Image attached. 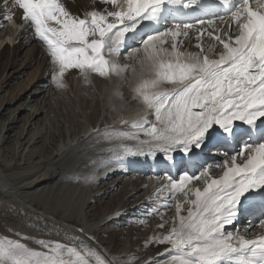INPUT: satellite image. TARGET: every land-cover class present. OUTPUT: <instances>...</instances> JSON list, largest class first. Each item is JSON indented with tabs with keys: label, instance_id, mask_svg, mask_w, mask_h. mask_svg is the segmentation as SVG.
Returning <instances> with one entry per match:
<instances>
[{
	"label": "snow or ice",
	"instance_id": "6c2138e0",
	"mask_svg": "<svg viewBox=\"0 0 264 264\" xmlns=\"http://www.w3.org/2000/svg\"><path fill=\"white\" fill-rule=\"evenodd\" d=\"M97 3L104 7L92 5L82 14L74 13L67 0H14L13 7L21 10V19L46 46L57 88L65 87L69 70L79 72L85 81L93 74L111 79L131 67L120 63L122 54L137 60L139 74L131 91L142 111L133 118L120 117L119 123L127 129L93 130L111 144L103 149L111 154L108 161L162 154L176 167L193 162L197 150L202 152L210 142L239 147L232 154L224 151L225 159L215 165L222 170L219 176L210 175L208 168L199 175L185 169L178 180L165 175L157 192L168 190L176 214L166 234L154 235L146 243L169 246L161 253L166 257L161 264H264V219L257 225L262 231L252 238L241 234L235 223L246 201L259 198L264 206V129L260 127L264 124V0H220L228 6L224 15L175 22L141 38L137 47L126 41L142 21L159 22L169 8L187 9L197 0ZM205 26L213 31H204ZM190 31L198 32V40L207 36L214 41L209 52L220 46L216 58L205 54L199 42L195 45L199 52L180 50L179 38ZM169 43L171 50L166 47ZM113 96L122 98L118 89ZM235 122L247 126L243 134ZM254 133L259 136L256 142H252ZM242 135L248 139L242 141ZM177 153L182 160H176ZM201 180L203 187L193 184ZM167 223L164 220L157 227ZM16 236L0 237V264H110L82 240L64 243L19 232ZM30 239L38 247L26 242Z\"/></svg>",
	"mask_w": 264,
	"mask_h": 264
},
{
	"label": "bare ground",
	"instance_id": "6f19581e",
	"mask_svg": "<svg viewBox=\"0 0 264 264\" xmlns=\"http://www.w3.org/2000/svg\"><path fill=\"white\" fill-rule=\"evenodd\" d=\"M67 3L76 14H82L92 5L98 8L104 7L97 3V0H67ZM13 5L14 0H0V46L3 43V36L9 41L19 40L17 46L5 43L0 49V85L8 78L9 73L20 74L22 72L19 70L20 66L22 69L30 68L35 63V68L28 75L21 91L25 93L30 84L39 86L40 89L38 91L34 89L25 99L22 93H16L8 99V102L15 106L6 113H2L4 108L0 110V118L3 119V123L0 124V237L18 239L16 233L19 232L29 237L59 240L64 243L82 240L89 247L99 251L110 264H161L166 259L161 253H164L165 248L169 246L146 242L154 235L166 234L172 226V219L176 214L175 199L169 197L167 189L157 192V189L165 183L163 179L165 174L143 175L134 170V166L138 163L153 162L165 173L168 169L166 165L170 163L163 159L162 154H158L156 158L128 156L122 163L109 162L108 158L111 154L103 149L111 147V144L103 141L93 131L99 129L103 132L106 128L127 129V125L119 123L120 117L133 118L142 111L143 106L133 99L131 91L139 74L140 66L137 60L131 59V67L121 77L113 76L111 79H105L95 74L91 75L87 81L91 85L87 88L77 82V80L85 81L79 72L69 70L64 77L68 92L74 94V97L80 96L86 99L88 104L85 111H82V122L78 128L68 125L66 128L58 126L57 129H53L51 120L54 119L48 118L47 115L41 117L45 112V106L51 104V99L55 98L53 95L60 93L49 89L50 85L55 86L51 80L53 65L46 46L35 36L28 24L20 30L23 22L21 10ZM5 15H12L14 22L12 27H7L3 22ZM213 18L214 16L205 20ZM170 19V13L166 11L159 23L150 22L149 25L156 30L151 31L153 27L149 28L145 36L171 27ZM216 23L219 25L220 21L217 19ZM149 25L148 22L142 21L134 35L128 34L133 38L126 41L127 45L139 46L141 43V39H138L139 31ZM199 28L200 26L197 25V29ZM204 31H213V29L205 26ZM197 36V31H190L187 37H180L182 41L180 50L199 52L200 49L195 47L199 42L205 49V54L210 58H216V53L221 50L220 46L217 45L209 52L208 49L214 41L207 36L198 40ZM166 47L171 50L170 43ZM19 55L22 56L20 60ZM41 56L43 57L40 59ZM124 57L125 54H122L120 63L130 65L123 62ZM48 68L50 73L45 76ZM133 68L136 70L135 75ZM117 89L122 98L113 96V92ZM26 100L27 104L24 105ZM32 101L38 102V108L32 109L33 107L29 105ZM15 111H18L17 115L14 114ZM23 112L25 114L22 118L20 114ZM18 122L22 123L19 128ZM26 125L27 130L22 136ZM234 127L240 132L245 125L242 122H235ZM16 128L18 133L16 143L19 141L17 145L14 144L13 155L8 159L1 148L7 138L14 135L11 133ZM42 137H45L43 144L41 142V145L37 146ZM98 139H100L99 143H97ZM28 143L37 148L33 151L30 147L23 155L24 146ZM209 144L202 152L197 150L199 154L197 157L202 155L204 158L200 167L194 169L193 175H199L204 168H208L210 175L214 177L221 174L222 170L215 165L225 159V146L214 142ZM238 151L236 149L234 152ZM175 155L176 160L182 157L180 153ZM88 177L92 179L89 180ZM176 179L178 180L179 177ZM193 184L203 187L202 180L193 181ZM114 191L117 193L113 194ZM162 197L167 199H161ZM105 198L107 201L104 200ZM96 202H98L96 209L89 208ZM257 203L258 210L245 215L243 206L238 215L241 216V222L237 227L241 234L248 238L262 231L257 225L260 219H264V206L261 205L259 198ZM182 214L186 215V211ZM147 218H152L149 220V227L145 224ZM118 219L122 222H116ZM164 220L168 223L164 228H158L157 225ZM118 223H121L119 227L134 224L139 227L134 230L131 228V234H128L129 240L124 243L126 248L119 253H113L114 248L122 243L120 235L123 233L117 229ZM250 223L251 227H249ZM227 228L233 230V226ZM135 230H139L140 233L134 232ZM106 237L111 239L106 240ZM139 238L143 244L141 251L138 248L134 249L133 244ZM26 242L38 247L31 239Z\"/></svg>",
	"mask_w": 264,
	"mask_h": 264
},
{
	"label": "rangeland",
	"instance_id": "374dc122",
	"mask_svg": "<svg viewBox=\"0 0 264 264\" xmlns=\"http://www.w3.org/2000/svg\"><path fill=\"white\" fill-rule=\"evenodd\" d=\"M3 42H4V40H3ZM8 43L11 46H17V45H19V40L16 39L13 42H9L8 41ZM20 55H21V53H20ZM20 55H19V60L22 58V56H20ZM42 57L43 56H41L40 59ZM123 62H126L127 64H130L131 59H127V58L124 57ZM19 63L20 62H18V65H19ZM18 65L16 67H18ZM34 68H35V63H33L30 68L22 69V66H20L19 70L22 71L20 74L17 73V72H11V73L8 74V78L5 79L3 83H1V85H0V110H2L4 108L2 113L3 112L6 113V111H8L9 109H12V107L15 106V105L14 106L11 105L12 103L8 102V99L10 97H13L16 93H18V92H20V94L22 93V96L25 99L27 94L30 95V94L33 93L34 89H36V91H38L40 89L39 86L30 84V85L27 86V89L25 90V93H23L21 91L23 85L26 84V80H27L28 75L33 71ZM49 73H50V70L48 68V71H46L45 76H48ZM77 82L82 87H86V88L91 85L89 82L83 81V80H77ZM49 89H52V90H54L56 92H60V93H55L53 95V96H55V98L51 99V101H50L51 104L49 103L47 106H45V108H46V109L44 108L45 112H44V114L41 115V117H43L44 115H47L48 118L50 117V118L54 119V120H51V122L53 123V124L51 123V127L53 129H57L58 126H60V127L62 126L64 128H66L68 125H72L73 127L78 128L81 125V122H82V117H81V115L83 113L82 111H85V109L87 107V104H88L87 100L86 99H82V97H80V96L74 97L73 96L74 94L68 92V86L67 85H65V87H63V88H57L56 86L50 85ZM80 89H83V88H80ZM81 93H87V92L81 91ZM26 104H27V100H26L24 105H26ZM29 105L31 107H33L32 109L38 108V106H37L38 102L36 103L35 101H32ZM17 112L18 111H15L14 114L17 115ZM24 114H25V112L21 113L20 116H22V118H23ZM1 123H3V119L1 120V118H0V124ZM21 124H22L21 122H18L17 123V127L19 128L20 126H22ZM37 125H39V124L37 123ZM26 130H27V125L24 127V131H23L24 133H23L22 136L25 135ZM16 131H17V128L14 130V132L11 133L12 135L13 134L14 135L12 137H8L6 142L2 145V148H1L2 150H4V154H5V156H7L8 159H10L12 157V155H13L14 144L16 143L17 136H18V133ZM29 131H31V128L29 129ZM29 133L25 136V138L29 135ZM56 134L57 133H55V135ZM81 136L83 138L85 137V135H81ZM45 137H46V135H45ZM45 137H42V139L37 143V146H40L41 142L43 144V140H44ZM18 141H17V143H18ZM17 143H16V145H17ZM28 148H30L33 151H35L37 147H34V146L30 145V143L26 144L24 146V149H23L24 150L23 155L26 153V150ZM5 152H7V153H5ZM15 161H17V159ZM116 193H117L116 191L113 192V194H116ZM104 200L107 201L106 198ZM97 204H98V202L92 203L91 204L92 206H90L89 208L96 209ZM128 218L129 217H126V219H128ZM147 219L148 220L145 222V224H146L147 227H149V225H150V223H149L150 221L149 220H152V218H147ZM116 222H122V220L118 219V220H116ZM120 224L121 223H118L116 227H117L118 230H121L122 233H123L122 235H120V242H122V243H121L120 246H118L120 249L118 247L114 248L113 253H119L120 251H123V249L126 248V246H125L126 244H124V243H126V241L129 240L128 234L130 233L131 228L134 230V229L139 227L136 224H134L133 226L124 225V226H120L119 227ZM136 231H138V233H140L139 230H135L134 232H136ZM109 237H106V240H110L111 238H109ZM140 237H141V235H140ZM133 244H134V249L138 248L140 251L142 250V248H143L142 245L143 244H142L140 238L138 240L134 241ZM127 245H128V243H127Z\"/></svg>",
	"mask_w": 264,
	"mask_h": 264
}]
</instances>
